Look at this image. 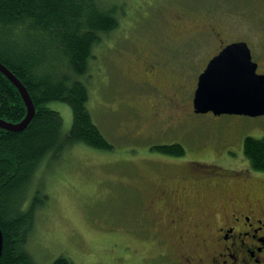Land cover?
Segmentation results:
<instances>
[{"label": "rangeland", "instance_id": "rangeland-1", "mask_svg": "<svg viewBox=\"0 0 264 264\" xmlns=\"http://www.w3.org/2000/svg\"><path fill=\"white\" fill-rule=\"evenodd\" d=\"M121 4L120 25L96 46L88 79L89 108L114 149L78 144L62 161L46 168L39 182L50 202L39 213L31 243L37 264H50L59 256L75 264H158L160 248L180 254L183 246L164 223L167 210L161 213L153 204V193L162 180L189 175L190 162L183 165V161L193 158L191 148H200L196 158L219 157L217 161L228 167L257 174L244 154V142L247 136L264 137V115L192 111L198 75L214 38L207 46L197 45L191 55L168 56L163 48L181 47L175 36L170 37L176 30L172 24L184 28L185 20L178 24L181 15L196 18L197 23L212 21L230 30L229 35L235 34L231 31L235 24L244 30L253 22L264 27V0H125ZM143 60L160 64L165 79L157 91L138 84L144 76ZM167 96L178 99L177 106L166 102ZM49 106L61 113L64 129L70 130L71 107L61 101ZM175 142L185 144L186 159L153 151L155 145ZM152 212L161 219L158 215L151 221L144 215Z\"/></svg>", "mask_w": 264, "mask_h": 264}, {"label": "trees", "instance_id": "trees-1", "mask_svg": "<svg viewBox=\"0 0 264 264\" xmlns=\"http://www.w3.org/2000/svg\"><path fill=\"white\" fill-rule=\"evenodd\" d=\"M119 1L0 0V61L25 84L36 106L25 129L0 127V264H37L31 243L39 213L50 202L39 182L46 168L78 144L114 149L89 108L88 79L96 46L120 25L125 0ZM53 101L71 107L70 130L49 106ZM26 116L19 89L0 70V117L19 122ZM153 150L179 157L185 153L178 142ZM244 154L254 170L264 172V137L247 136ZM50 264L75 263L59 256Z\"/></svg>", "mask_w": 264, "mask_h": 264}, {"label": "flooded vegetation", "instance_id": "flooded-vegetation-1", "mask_svg": "<svg viewBox=\"0 0 264 264\" xmlns=\"http://www.w3.org/2000/svg\"><path fill=\"white\" fill-rule=\"evenodd\" d=\"M183 20V29L179 30L177 23L172 24L176 30L170 36H175L181 42V47L163 48L166 55H191L197 45L207 46L213 37L215 45L207 54L204 71L210 60L228 44L245 41L251 49L253 60L258 63V73H264L263 26L253 22L251 27L244 30L235 24L237 30H231L235 34L229 35L230 30L212 21L197 23L196 18L188 20L181 15L178 24ZM141 65L144 76H141L138 84L146 87L147 91L150 88L159 90L160 82L165 79L160 64L143 60ZM169 65L164 63L162 66ZM194 96L195 93L192 111L197 113ZM165 101L176 106L178 104V99L175 101L172 96H167ZM183 146L185 153L180 157L186 159L188 151L185 144ZM199 149H189L193 158L188 157L187 161H183V165L190 162L189 175L175 177L166 183L162 180L155 186L153 204L160 207L157 210L161 213L163 209L167 210L163 213L166 218L164 223L171 227L173 237L183 246L182 252L177 255L173 250L160 248L156 256L158 264H264V172L255 171V174L250 170L228 167L222 160L217 161L219 157L196 158L194 154L200 152ZM227 154L222 153L225 158ZM152 213L157 215H144L151 221L158 220V215L161 219L158 212ZM161 241L165 242L163 239Z\"/></svg>", "mask_w": 264, "mask_h": 264}, {"label": "water", "instance_id": "water-1", "mask_svg": "<svg viewBox=\"0 0 264 264\" xmlns=\"http://www.w3.org/2000/svg\"><path fill=\"white\" fill-rule=\"evenodd\" d=\"M0 70L19 89L27 106V116L22 121L11 122L0 117V127L10 131L23 130L32 121L36 106L25 84L1 61ZM257 70L258 63L253 60L247 42L228 44L199 75L194 96L195 111L216 115H264V73ZM2 244L0 228V254Z\"/></svg>", "mask_w": 264, "mask_h": 264}]
</instances>
